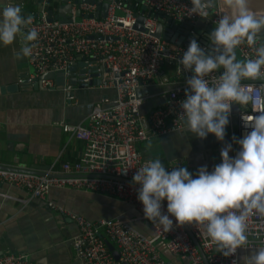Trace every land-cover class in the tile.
I'll list each match as a JSON object with an SVG mask.
<instances>
[{
    "label": "built area",
    "instance_id": "built-area-1",
    "mask_svg": "<svg viewBox=\"0 0 264 264\" xmlns=\"http://www.w3.org/2000/svg\"><path fill=\"white\" fill-rule=\"evenodd\" d=\"M76 1H68L71 23L49 16V0H40L42 10L28 16L31 17L28 28L34 27L38 33V38L31 42V54L27 56L34 69L28 81L35 82L49 73H62L67 77L74 74L76 90L114 91L115 97L95 104L85 124H62L63 130L71 137L84 142V151L76 162H56L38 174L0 167V183L24 190L37 199H44L52 189L114 197L143 216L132 177L135 169L150 159L142 155L139 146L182 129L176 118L181 111L179 102L185 99V81L190 76L189 72L181 71L178 64L188 45L155 37L158 20L150 14H159L176 24L191 26L206 19L215 26L219 16L228 10L216 0L215 7L207 10V18H201L189 13L188 9L192 7L190 0H141L148 9L144 15L145 31L141 32L134 29L136 12L123 1L112 2L104 19L95 17V5ZM263 3L264 0H248V7H263ZM117 11L124 12L125 16L118 17ZM78 12L81 18L76 17ZM202 48L206 50V47ZM253 55L254 49L246 44L236 49L238 60ZM168 66L175 69V83L167 92L164 105L145 118L141 108L146 98L138 97L137 91L163 77L164 68ZM41 82L52 86L49 80ZM242 84L252 99L247 105H235L239 108L237 114L233 113L232 106L229 118L237 121V138L250 131L243 127L242 115L254 116L264 111V77L244 80ZM73 100L74 97L69 95L68 101L71 103ZM237 150L238 146L234 144L233 155ZM48 206L76 223L78 233L72 240V246L81 264H170L163 257L159 244L188 264H206L205 261L208 264H239L240 252L264 246V220L255 216L249 217L247 222L246 247L252 249H237L234 256L225 258L217 252L214 244L200 235L195 225L177 227L174 218L173 228L167 233L161 231L155 222L148 221L151 233L144 235L119 218L90 221L67 213L53 202ZM162 211H166V201ZM105 240H109L119 252L118 262L109 252ZM0 264L31 262L27 255L9 252L0 256Z\"/></svg>",
    "mask_w": 264,
    "mask_h": 264
},
{
    "label": "clouds",
    "instance_id": "clouds-1",
    "mask_svg": "<svg viewBox=\"0 0 264 264\" xmlns=\"http://www.w3.org/2000/svg\"><path fill=\"white\" fill-rule=\"evenodd\" d=\"M228 11L219 16L209 33V47L191 39L178 60L180 70L189 72L185 99L179 102L177 118L183 131L199 140L210 134L223 144L220 162L211 170L200 166L190 173L186 167L166 168L159 158L145 161L135 169L132 184L142 205L144 218L167 233L173 228L195 225L200 235L214 244L225 258L247 248V222L255 216L264 220V111L244 116L250 129L242 138L225 142L233 105H247L252 99L244 80L264 77V14L253 12L248 0H218ZM192 15L207 18L212 0H190ZM31 17L25 16L13 0H0V46L24 44L19 57L31 54V42L38 38ZM28 28L27 32L24 31ZM246 44L254 55L238 60L236 49ZM213 73H219L212 76ZM233 143L238 146L235 155ZM123 174V173H121ZM166 201V211L164 202ZM242 257L243 264H264V246Z\"/></svg>",
    "mask_w": 264,
    "mask_h": 264
},
{
    "label": "crops",
    "instance_id": "crops-1",
    "mask_svg": "<svg viewBox=\"0 0 264 264\" xmlns=\"http://www.w3.org/2000/svg\"><path fill=\"white\" fill-rule=\"evenodd\" d=\"M120 1L136 13L140 12L141 3ZM13 2L20 6L25 16L42 10L40 0ZM50 6L51 10L47 12L53 13V19H70L68 0H52ZM214 27L208 24L204 29L196 28L198 43L201 47L206 46V50L209 33ZM203 39L206 44L199 42ZM24 43L21 36L9 46H0V167L42 173L56 162H76L84 151V142L71 137L63 130L62 124H85L94 105L105 98L113 99L115 93L76 90L74 74L67 77L58 73L55 78L30 83L28 78L34 69L29 65L28 57L17 56ZM164 71L163 77L142 89L141 96L146 100L141 114L145 118L164 105L165 96L175 83L174 67H165ZM42 80H49L52 86H46ZM69 95L74 97L71 103ZM234 136L237 138V121L229 118L225 142L232 143ZM232 146L230 156L234 153V143ZM222 147L223 144L211 134L199 140L181 129L155 137L149 143L141 144L139 150L146 159L159 158L163 164L173 163V166L181 164L194 174L200 166L211 170L218 164ZM50 202L67 213L90 221L119 218L144 235L151 233L148 221L118 198L52 189L44 199H37L24 190L0 183V256L11 252L27 255L31 264H81L72 246L78 227L69 216L51 210ZM252 251L240 252L239 264H243L242 257ZM169 263L188 264V261L175 258Z\"/></svg>",
    "mask_w": 264,
    "mask_h": 264
},
{
    "label": "water",
    "instance_id": "water-1",
    "mask_svg": "<svg viewBox=\"0 0 264 264\" xmlns=\"http://www.w3.org/2000/svg\"><path fill=\"white\" fill-rule=\"evenodd\" d=\"M117 1H120V0H77L76 3H86V4H90V5H95L97 7V13L95 14V17L104 19L107 16V11H108L110 4L112 2H117ZM135 1H137V3H138L137 5H139L141 3V0H135ZM215 5H216V0H213L212 7H215ZM137 7L138 6H136V8ZM146 11H148V9L144 5H141L140 12L135 14V18H136V22L134 25L135 30L141 31V32L145 31L143 25H144L145 20H146V17L144 16ZM150 15L158 20V26H157V30L155 33V37L163 38V39L169 40L171 42H175L177 44L189 45L190 40L193 38L196 39L198 42L199 36L197 33H195V32H197L196 28L197 29H204V27H206V25L210 24L209 21L206 19L200 20L196 26H191L188 24H176L170 18H164L159 14L151 13ZM49 16L52 17L53 13L50 12ZM70 16H71V12H70ZM92 16L93 15H91V17ZM76 17L81 18L82 15L78 12V13H76ZM61 22L71 23L72 20L68 19L66 21L63 20ZM184 34H187L188 36L186 37ZM98 39L101 40L103 38L98 37ZM260 40L264 41V32H262L260 34ZM199 42L201 44H206V40H204V39L199 40ZM204 47H206V46H204ZM72 70L75 71V68H73ZM49 77L55 78L56 74L55 73H49V74L42 76L41 79L49 78ZM73 82L76 83V77L75 76H73ZM142 93H143L142 89L137 91V96L140 97L142 95ZM238 112H239V108L234 105L233 106V113L237 114ZM1 168L8 169V170H15V171H19V172L35 173V172L29 171V170H20V169L17 170V169L5 168V167H1ZM36 174H38V173H36ZM133 228L135 230H137L135 227H133ZM105 243H106V246H107L109 252L111 253L112 257L114 258V260L116 262H118L120 260V254L117 251V249L115 248V246L109 240H105ZM162 246H163V244H162ZM161 251H162L163 257L167 261L172 262L175 259V257L170 252H168L167 250H164V247H163V249H161ZM205 263L208 264L206 261H205Z\"/></svg>",
    "mask_w": 264,
    "mask_h": 264
},
{
    "label": "bare ground",
    "instance_id": "bare-ground-1",
    "mask_svg": "<svg viewBox=\"0 0 264 264\" xmlns=\"http://www.w3.org/2000/svg\"><path fill=\"white\" fill-rule=\"evenodd\" d=\"M264 4V3H263ZM257 8H252L253 12L259 13V14H264V6L261 7L260 5H256Z\"/></svg>",
    "mask_w": 264,
    "mask_h": 264
},
{
    "label": "rangeland",
    "instance_id": "rangeland-1",
    "mask_svg": "<svg viewBox=\"0 0 264 264\" xmlns=\"http://www.w3.org/2000/svg\"><path fill=\"white\" fill-rule=\"evenodd\" d=\"M117 16L122 17V16H125V14L122 11H117ZM164 166L169 169L171 166H173V163H169L168 165H167V163H165Z\"/></svg>",
    "mask_w": 264,
    "mask_h": 264
},
{
    "label": "trees",
    "instance_id": "trees-1",
    "mask_svg": "<svg viewBox=\"0 0 264 264\" xmlns=\"http://www.w3.org/2000/svg\"><path fill=\"white\" fill-rule=\"evenodd\" d=\"M52 0H49V5H48V7H47V10H51V6H50V2H51Z\"/></svg>",
    "mask_w": 264,
    "mask_h": 264
}]
</instances>
